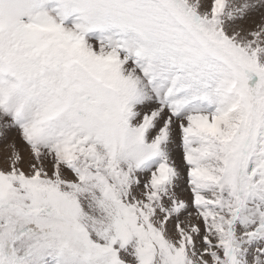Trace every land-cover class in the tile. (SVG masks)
<instances>
[{
    "label": "snow or ice",
    "instance_id": "1",
    "mask_svg": "<svg viewBox=\"0 0 264 264\" xmlns=\"http://www.w3.org/2000/svg\"><path fill=\"white\" fill-rule=\"evenodd\" d=\"M0 264H264V0H0Z\"/></svg>",
    "mask_w": 264,
    "mask_h": 264
}]
</instances>
